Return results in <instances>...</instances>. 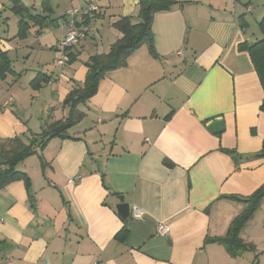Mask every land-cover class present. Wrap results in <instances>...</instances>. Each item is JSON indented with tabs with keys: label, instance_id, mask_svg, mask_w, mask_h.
<instances>
[{
	"label": "crops",
	"instance_id": "crops-1",
	"mask_svg": "<svg viewBox=\"0 0 264 264\" xmlns=\"http://www.w3.org/2000/svg\"><path fill=\"white\" fill-rule=\"evenodd\" d=\"M25 1L31 14L48 18L20 33L27 14L0 0L2 26L10 11L22 16L15 32L7 27L0 33L12 68L0 78V142L20 136L28 143L65 118V98L83 87L89 57L108 53L123 37L114 23L121 16L139 20L140 0H79L58 16L55 0H47L48 11L46 0H34V11ZM93 1L100 11L89 34L70 50L72 62L54 69L50 61L58 56L66 11ZM175 1L154 16L158 55L143 45L126 66L105 75L79 106L84 116L69 137H53L41 155L17 165L29 186L19 179L0 188V257L15 264H264L258 239L247 231L264 200L241 233L252 249L232 256L209 240L225 235L245 209L225 196H248L264 183V158L254 157L264 142V90L240 48L262 36L264 0ZM49 50L47 69L39 70ZM31 55L29 68L23 58ZM39 75L49 81L34 88ZM216 117L224 119L223 132L207 127ZM222 148L235 149L237 159ZM120 196L144 218H123ZM160 222L170 227L166 236L157 232ZM123 227L126 237L119 240Z\"/></svg>",
	"mask_w": 264,
	"mask_h": 264
},
{
	"label": "trees",
	"instance_id": "trees-1",
	"mask_svg": "<svg viewBox=\"0 0 264 264\" xmlns=\"http://www.w3.org/2000/svg\"><path fill=\"white\" fill-rule=\"evenodd\" d=\"M10 1L14 13L19 15L26 13L28 17V20H20V33H25L29 29L31 21L38 23L43 22L39 20L48 18V16L40 14H31L22 0ZM175 3H177L175 0H140V10L137 15L139 20L135 21L132 16H121L114 23V27L122 32L123 37L111 46L108 53L89 57L86 62L88 72L83 87L73 89L65 98L64 104L69 108L68 115L47 125L42 133L35 135L28 143L20 136L0 142V188L19 179L24 180L26 185L29 186V177L25 172L18 170L17 165L28 156L41 155V151L53 137H69V128L84 116L79 106L96 94L99 82L105 75L110 71L126 66L128 57L143 45L148 46L152 55H158L152 29L154 16L157 12L169 10ZM44 4L45 11L51 9V7L50 9L47 8V4H49L47 0L44 1ZM259 28L262 38L252 43L245 42L240 45V48L248 51L264 90V16L259 23ZM69 62H72L71 53H69ZM9 72H12L10 58L7 52L0 47V78H5ZM41 80L48 82L49 78H43L39 75L32 81L33 87L39 88ZM260 109L264 112V99ZM222 151L232 156L233 159H237L235 149L222 148ZM254 157L264 158V142L261 150L255 153ZM225 197L244 202L246 204L245 209L231 221L225 235L211 237L209 240L224 245L232 256H236L245 250L252 249L254 246L252 243L246 242L241 233L264 200V183L248 196L228 195ZM125 237L126 227H123L117 234V239L123 240Z\"/></svg>",
	"mask_w": 264,
	"mask_h": 264
},
{
	"label": "built area",
	"instance_id": "built-area-1",
	"mask_svg": "<svg viewBox=\"0 0 264 264\" xmlns=\"http://www.w3.org/2000/svg\"><path fill=\"white\" fill-rule=\"evenodd\" d=\"M99 11L100 6L96 1L88 3L85 7H71L66 11L62 25L65 33L56 45V51L58 52L56 58L57 64H69L70 50L89 34L91 25L98 16ZM10 100H13V97ZM75 180V178H72L69 179V182H74ZM130 215L135 219L144 218V212L136 205L133 207ZM169 231L170 227L166 223L160 222L157 225V232L160 235L166 236ZM0 264H15V261L8 256L0 257Z\"/></svg>",
	"mask_w": 264,
	"mask_h": 264
},
{
	"label": "rangeland",
	"instance_id": "rangeland-1",
	"mask_svg": "<svg viewBox=\"0 0 264 264\" xmlns=\"http://www.w3.org/2000/svg\"><path fill=\"white\" fill-rule=\"evenodd\" d=\"M25 2H27L30 5L31 10L34 11L33 4H35V1L34 0H26ZM79 2H80L79 0H76V2H74V3H72V2L70 3V0H55L54 1V9H55V13H54L55 15L54 16H58L65 9V4H68V5L69 4L70 5L71 4H73V5L78 4L79 5ZM8 14L10 15L11 19L6 26H2V24L0 22V26H1L0 33H3V30L7 29V27L11 33L15 32L17 29V20L22 18V16L16 15L11 11ZM46 30H48V29H46ZM260 33H261V30H260ZM260 35H262V34H260ZM261 38H262V36H260L258 39H256V41L260 40ZM24 56H25V54H24ZM21 57L23 58V56H21ZM51 57H52V52L50 50L45 52L43 60L41 61V65H39V68H40L39 70L45 69V71H46L47 68H45L46 65L44 67V64H45V62L50 61ZM23 60H25V62L28 63L27 66L30 68L31 65L34 64L33 61L35 60V58H33L31 55L28 58H25V59L23 58ZM23 60L19 63L20 68L24 65ZM50 64H52L53 68L54 69L56 68V70H59V68H64L68 65V64H66V65L57 64L56 58L54 60H51ZM21 69L24 70L25 68L22 67ZM25 95L29 96L30 92L25 91ZM248 230L251 231V233H253L254 237L258 239V244L260 245V248L258 249V253H260L259 256L264 261V210H262L261 214L258 216V218L256 220L254 219L253 221L250 222L249 226L247 227V231ZM246 255H251V257L248 260V262H251L252 258L254 257V252L251 251V252L247 253Z\"/></svg>",
	"mask_w": 264,
	"mask_h": 264
},
{
	"label": "water",
	"instance_id": "water-1",
	"mask_svg": "<svg viewBox=\"0 0 264 264\" xmlns=\"http://www.w3.org/2000/svg\"><path fill=\"white\" fill-rule=\"evenodd\" d=\"M207 127L214 133L223 132L225 129L224 119L216 117L208 122ZM119 199L120 203L117 205V209L123 218H128L131 212L130 205L124 201V196H120Z\"/></svg>",
	"mask_w": 264,
	"mask_h": 264
}]
</instances>
